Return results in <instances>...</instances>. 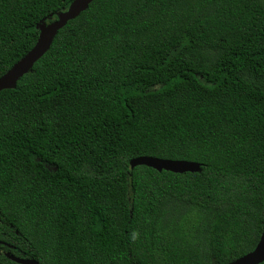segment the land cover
<instances>
[{
  "label": "trees",
  "instance_id": "trees-1",
  "mask_svg": "<svg viewBox=\"0 0 264 264\" xmlns=\"http://www.w3.org/2000/svg\"><path fill=\"white\" fill-rule=\"evenodd\" d=\"M72 1L0 0V77ZM263 230L264 0H95L0 92V264H228Z\"/></svg>",
  "mask_w": 264,
  "mask_h": 264
},
{
  "label": "water",
  "instance_id": "water-1",
  "mask_svg": "<svg viewBox=\"0 0 264 264\" xmlns=\"http://www.w3.org/2000/svg\"><path fill=\"white\" fill-rule=\"evenodd\" d=\"M95 0H73L70 6L55 17H51L50 21L43 20L37 25L39 37L33 48L17 61L4 75L0 77V92L3 90L14 89L18 81L26 74L33 70L34 65L38 62L51 48L55 37L59 31L64 28L71 20L76 19ZM131 169L137 166H147L158 172L168 171L176 174L186 172H200L201 165L197 162L187 160L163 159L154 156H138L132 158L129 162ZM0 244L8 246L0 241ZM6 257L18 264H40L35 259H26L5 253ZM264 262V230L261 234L256 247L249 253L237 258L228 264H261Z\"/></svg>",
  "mask_w": 264,
  "mask_h": 264
}]
</instances>
